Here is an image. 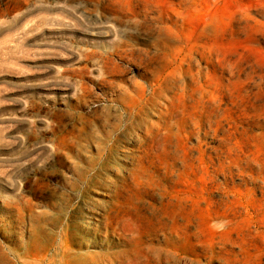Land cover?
<instances>
[{
  "label": "rangeland",
  "instance_id": "rangeland-1",
  "mask_svg": "<svg viewBox=\"0 0 264 264\" xmlns=\"http://www.w3.org/2000/svg\"><path fill=\"white\" fill-rule=\"evenodd\" d=\"M0 264H264V0H0Z\"/></svg>",
  "mask_w": 264,
  "mask_h": 264
}]
</instances>
